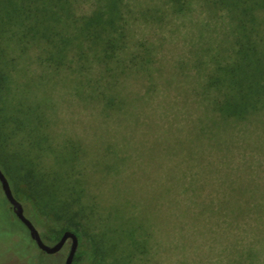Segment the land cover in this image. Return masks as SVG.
Returning a JSON list of instances; mask_svg holds the SVG:
<instances>
[{
    "label": "rangeland",
    "instance_id": "obj_1",
    "mask_svg": "<svg viewBox=\"0 0 264 264\" xmlns=\"http://www.w3.org/2000/svg\"><path fill=\"white\" fill-rule=\"evenodd\" d=\"M73 2L78 15L97 4V0ZM122 3L131 22L125 57L149 51L151 58V77L142 73L126 82L129 89L143 95L154 86L155 91H149L147 98L152 109L146 107L142 120L160 122L154 115H162L165 108L171 119L179 113L172 122L175 135L167 144L168 154L163 153L158 125L135 132L124 117L121 121L114 116L102 118L95 105H85L82 100L75 80L78 74L72 71L75 66L72 70L46 68L36 57V47L18 57V47L13 46L17 61L12 64V82L5 91L0 79L1 97L24 106L23 110L44 111L53 145H43L40 150L52 161L51 167L63 172L79 164L88 179V196L98 197L106 224L119 222L127 233L135 229L139 237H152L146 264H264V113L238 122L234 128L225 125L221 132L211 121L203 120L193 130L199 140L209 143L207 150L204 144L205 153L193 150V137L185 129L189 125L185 116L195 119L203 111L191 91L197 86L193 77L197 78L198 69L211 68V64L197 67V60L208 59L210 53L228 46L231 40L222 13L213 15L202 0H195L192 10L183 15L174 14L167 0ZM145 10H157L155 15L163 17L142 16ZM184 63L187 65L181 68ZM133 110L131 113L136 112ZM23 115L28 125L32 116ZM21 135L12 136L11 149ZM74 151L77 156L65 160L67 153ZM204 161H211V168L216 170L195 169L186 177L176 170L180 163L191 167ZM164 185L174 189L166 199L163 196L168 189ZM202 185L206 188L195 197L193 189ZM14 194L27 203L26 209L33 206L19 189ZM37 216L46 243L54 245L63 224L39 212ZM0 223V264H26L18 258L25 254L16 248L20 242L17 236L23 231L32 239L16 219L1 183ZM80 245L85 248L90 242L83 239ZM70 246L69 241L67 252Z\"/></svg>",
    "mask_w": 264,
    "mask_h": 264
},
{
    "label": "trees",
    "instance_id": "obj_2",
    "mask_svg": "<svg viewBox=\"0 0 264 264\" xmlns=\"http://www.w3.org/2000/svg\"><path fill=\"white\" fill-rule=\"evenodd\" d=\"M73 1L0 0L2 90L11 85L10 69L17 56L21 57L36 47L39 50L36 57L46 68L72 70L75 66L72 71L78 74L75 80L80 86L82 100L85 105H95L102 118L114 116L119 121L125 118L128 127L135 132L158 125L165 154L167 144L175 135L172 122L178 119L179 113L171 119L169 110L165 108L163 117L154 115L160 122L154 123L151 118H147L149 122L142 120L146 107H152L147 98L149 91H155L154 86L143 95L129 89L130 85L126 82L138 74L150 75L151 58L149 51L125 57L131 22L125 15L122 0H97L95 8L81 15L76 14ZM194 1L167 0V3L174 14L183 15L192 10ZM202 3L212 9L210 12L213 15L222 13L231 40H228V46H222L220 50L217 48L208 59L201 57L195 64L197 67H209L208 64H211V68L204 71L198 69L197 78L193 77L197 86L191 91L203 111L195 119L185 116L189 123L185 129L193 137L196 153H205L209 148L207 140H199L193 130L203 120L208 124L212 122L221 132L225 125L234 128L236 123L264 113V0H202ZM58 12L61 20H58ZM155 12L157 10H145L141 14L162 19L163 16L158 17ZM49 19L55 20L50 22ZM13 46L18 47L17 56L13 54ZM186 65L184 63L180 67ZM22 107L0 95V155L6 157L5 160L0 157L4 161L0 167L8 177L13 193L19 189L29 198L30 205H33L31 208L26 209L24 205L27 203H21L43 240L47 242L36 222L38 212L63 224L57 232L59 240L64 232L72 231L78 235L79 241L86 239L90 242V246L85 248L79 245L73 264H146L152 237H139L135 235V229L127 233L124 224L119 222L117 225L106 224L98 197L91 199L88 196V179L79 169L80 165H72L71 169L62 172L52 168V161L40 150L43 145H53L48 133L50 123L46 121L44 111L23 110ZM132 108L136 112L131 113ZM23 114L32 116L28 125L22 120ZM17 133L22 135L17 138L16 147L11 149L10 139ZM76 156L75 151L67 153L65 160ZM182 165L180 163L176 170L184 177L195 169L216 170L211 168V161L191 167L189 164ZM164 186L168 189L163 196L166 199L174 189ZM205 188L202 185L193 189L195 197ZM0 226L3 224L0 223ZM7 227L14 228L10 224ZM21 233L17 236L20 242L16 248L25 254L18 258L26 264H65L69 253L65 250L67 244L59 253L49 255L41 251L32 238L29 240L23 231Z\"/></svg>",
    "mask_w": 264,
    "mask_h": 264
},
{
    "label": "water",
    "instance_id": "obj_3",
    "mask_svg": "<svg viewBox=\"0 0 264 264\" xmlns=\"http://www.w3.org/2000/svg\"><path fill=\"white\" fill-rule=\"evenodd\" d=\"M0 183L8 202L13 209L14 214L27 227V229L30 232L31 238L35 241L37 247L41 251L49 255H54L59 253L70 241L71 242L70 251L65 260V264H73L76 253L80 245L78 235L72 231H66L64 232V234L57 243H55L54 245L47 244L43 240L35 224L26 216L23 204L15 197L10 182L1 168H0Z\"/></svg>",
    "mask_w": 264,
    "mask_h": 264
}]
</instances>
